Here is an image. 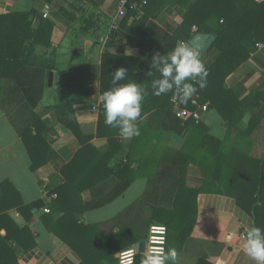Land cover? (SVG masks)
<instances>
[{
	"label": "trees",
	"instance_id": "trees-1",
	"mask_svg": "<svg viewBox=\"0 0 264 264\" xmlns=\"http://www.w3.org/2000/svg\"><path fill=\"white\" fill-rule=\"evenodd\" d=\"M40 1L47 5L52 2ZM65 1L71 10L59 9L53 13L52 18L67 26L71 24L69 28L74 38L80 34L91 38L96 33L111 36L109 20L96 10L93 1ZM142 1L144 3L138 13L134 6ZM126 2L127 12L120 25L126 28L127 42L132 44L154 14V11L150 12V5L154 0ZM86 3H90L89 8L84 7ZM37 14L33 9L29 12L0 15V81L8 80L18 86L33 109L42 99L48 73L56 68L52 61L38 60L43 55L38 49L50 48L49 38L55 25L49 19H42L38 28L33 29ZM130 16L134 19L127 26ZM5 25H8L7 29L4 28ZM193 27L196 28L195 32H192ZM195 33L215 36L208 52L200 54L208 73L207 85L202 90L196 85L198 91L193 96L199 105L206 104L208 110L220 116L226 126L223 138L211 136L202 121L177 119L171 102L175 91L158 97L152 95L151 82L159 78V73L155 70L152 76L147 75L151 71L152 56L156 52L167 54L178 41L187 43ZM164 39L160 46L143 49L139 58L115 55L107 50L103 52L99 79L101 96L112 87L114 71L120 67L126 68L127 77L119 83L136 82L145 86L148 95L142 104L141 118L154 113L155 125L145 127L139 123V118L137 124L140 135L131 138L124 160L116 159L117 164L104 176L87 180L83 187L77 181L68 179L73 187L84 190L111 175L116 176L120 184L105 200L111 201L120 196L134 180L138 171L131 169L133 163L138 165L139 170L144 166L156 167L140 203L137 204L139 217L129 223L115 219L103 225H83L75 215L103 205L81 206L68 197L70 188L67 184L50 191L61 182L58 175H51L48 179L49 192L57 193L56 200L49 205V211L61 212V217L57 220L48 216L49 230L75 250L85 264H118L115 256L145 240L148 229L153 224L166 227L165 249L175 247L179 253L193 231L197 216L196 197L199 194H217L234 199L237 207L251 217L252 223L264 229V151L260 157L251 155L254 146L251 136L264 119V81L243 99L237 98L225 87V79L249 59L257 45L264 46V4H258L254 0H193L183 15L182 23L171 29L170 35ZM212 53H217L214 59L210 58ZM178 101L181 108L189 111L196 109L191 99L182 103L178 96ZM98 112L95 134L83 138L81 142L85 145L75 153L66 170L84 165V161L80 160L88 152L92 155L90 162L107 168L108 162L122 150L118 142V129L111 128L104 122L103 102ZM36 120V113L33 112L29 125L20 133L31 159V169L45 165V156L36 161L32 148L26 142L32 127L35 129L33 141H41L44 151L47 148L42 133L37 130ZM183 133L188 136L181 150L173 152L170 159L166 156L164 160L166 152L160 143L173 134ZM94 137L106 138L109 150L100 155L91 145H86ZM147 149L150 150L149 153ZM188 165L199 168L205 174L199 189L187 187L182 179ZM39 205L40 203L33 204L32 207L37 208ZM0 228L5 230V236H0V264H18L17 258L35 246L33 235L26 225L21 226L9 217L3 223L0 220ZM115 228L117 233L114 234ZM142 259V255H137L135 264H141ZM197 264L209 263L199 260Z\"/></svg>",
	"mask_w": 264,
	"mask_h": 264
},
{
	"label": "crops",
	"instance_id": "crops-1",
	"mask_svg": "<svg viewBox=\"0 0 264 264\" xmlns=\"http://www.w3.org/2000/svg\"><path fill=\"white\" fill-rule=\"evenodd\" d=\"M91 1L96 10L109 20V32L112 33L111 36L96 33L102 38L99 42L93 39L95 34L91 38L85 35L82 38L83 34L74 38L69 28L71 24L67 26L61 21L53 20V13L59 9L71 10L65 0H52L48 5L40 0H0V15L34 9L38 14L34 19L33 29L38 28L42 19H49L55 25L49 38V50L38 49L43 54L38 60L52 61L56 68L49 72L52 73L50 85L48 73L46 88L36 108H31L22 90L13 82L0 81V218L4 217L0 220L3 223L9 217L21 226L26 225L35 242L32 249L17 258L18 264H85L75 250L49 230L48 216L53 220L61 217V212L42 211L44 208L49 210V205L57 198V193L49 192L47 188L51 175H58L61 182L50 191L67 184L70 188L68 197L73 202L81 206L103 205L75 215L77 221L87 226L103 225L115 219L129 223L138 218L140 210L137 204L143 197L148 180L156 171L153 166H144L139 170L138 165L133 163L131 169L138 171L134 180L120 196L111 201L105 200L120 184L116 176L111 175L84 190L75 188L68 182V179H72L83 187L87 180L104 176L117 164L116 159L124 160L131 139L121 136L118 142L122 150L108 162L107 168L90 162L91 152L86 157L82 156L80 161H84V165H76L69 170L66 167L75 153L85 145L81 142L83 138L96 132L102 102L99 79L103 52L107 50L115 55L139 58L143 49L160 46L165 41L164 38L170 35L171 29L182 23L183 15L193 0H154L150 5V12L154 11V14L132 44L127 42L126 28L120 25L122 19L117 18L120 0ZM89 4L86 3L84 7L89 8ZM136 11L140 13V8ZM133 19L130 16L126 25L130 26ZM113 24L116 28L112 30ZM4 28L7 29L8 25ZM195 31L196 28L193 27L192 32ZM216 56L217 53L210 54L211 59ZM263 81L264 46L259 44L249 59L225 79V87L237 98L243 99ZM33 112L37 116V130L42 133L47 148L44 151L41 141H33L35 129L32 127L26 142L32 148L36 161L45 156V165L31 169V159L20 133L29 125ZM200 121L207 126L211 136L224 137L226 126L216 112L208 110ZM139 123L145 127L155 125L154 113L144 116ZM187 136L184 133L173 134L160 143L166 152L164 160L166 156L170 159L173 152L181 150ZM251 138L254 141L251 155L260 157L264 151V119ZM87 144L100 155L109 150L106 138L94 137ZM146 151L150 152L149 149ZM204 178L203 171L192 165H188L182 174L186 186L194 189L202 186ZM37 203H40L39 207H32ZM27 207L28 210H25ZM196 208L193 231L178 253L176 264H197L199 260L209 264H251L242 249L241 237L252 219L237 207L234 199L217 194H199L196 197ZM103 211H108L107 217L98 218L97 214ZM113 233H117V228ZM0 236H5L2 228ZM138 244L139 242L132 246Z\"/></svg>",
	"mask_w": 264,
	"mask_h": 264
},
{
	"label": "clouds",
	"instance_id": "clouds-1",
	"mask_svg": "<svg viewBox=\"0 0 264 264\" xmlns=\"http://www.w3.org/2000/svg\"><path fill=\"white\" fill-rule=\"evenodd\" d=\"M114 51V49L112 50ZM151 71L159 73V78L152 80V95L161 96L175 91L182 103L197 93L198 85L202 90L206 87L207 69L200 58V52L184 41H178L176 46L167 54L156 52L152 56ZM128 70L124 67L116 69L113 73L112 87L102 94L105 124L118 129L119 135L124 139H131L140 135L137 124L141 118L142 104L148 91L141 83L124 81ZM161 235L152 239L164 243L165 228L159 226L155 229ZM242 249L251 264H264V229L249 222L246 231L241 237ZM130 253H125V256ZM178 251L175 247H151L143 256L141 264H176Z\"/></svg>",
	"mask_w": 264,
	"mask_h": 264
},
{
	"label": "built area",
	"instance_id": "built-area-1",
	"mask_svg": "<svg viewBox=\"0 0 264 264\" xmlns=\"http://www.w3.org/2000/svg\"><path fill=\"white\" fill-rule=\"evenodd\" d=\"M258 3H263L264 4V0H256ZM126 0H120L119 4H118V7H117V18L118 19H122L126 12H127V9H126ZM144 2H141L139 5L137 6H134V9L137 10L141 7V5L143 4ZM43 16L45 17L46 16V13L43 14ZM116 28V25L113 24L111 26V29H115ZM178 94L177 93H174V96L173 98L171 99V102L173 104V114L174 116L181 120V121H186L187 119L191 118L195 121H200L202 118H203V115L207 113L208 111V108H207V105H199L197 103V100H196V97L195 96H192L190 99H191V103L193 105L196 106V109L194 111H189L185 108H181L180 105H179V101H178ZM44 213H49V210L47 208H44L42 210ZM159 226H163L165 228V232L163 233L164 237H165V240H164V243L163 244H160L159 241H156V240H153L152 237L153 236H159L161 235L159 232L155 231V229ZM166 234H167V230H166V227L164 225H160V224H153L149 227L148 229V233H147V236L145 238L144 241V251L142 254H140L138 252V246L135 245V246H131L129 248H126L122 251H120L118 254H117V263L118 264H135L136 262V256L137 255H142L144 256V253L150 249L151 247H164L165 248V245H166ZM130 253V255L128 256H125V253Z\"/></svg>",
	"mask_w": 264,
	"mask_h": 264
},
{
	"label": "water",
	"instance_id": "water-1",
	"mask_svg": "<svg viewBox=\"0 0 264 264\" xmlns=\"http://www.w3.org/2000/svg\"><path fill=\"white\" fill-rule=\"evenodd\" d=\"M82 38H84V35H81ZM93 39L96 42H99L102 40V38L98 35L95 34L93 36ZM215 40V36L211 34H206V33H195L187 42L191 47L196 49L197 51L200 52L201 55H204L208 52L210 47L212 46L213 42ZM52 80V73H49L48 76V84H51ZM144 251V241L139 242L138 244V252L142 254ZM117 258V255H116Z\"/></svg>",
	"mask_w": 264,
	"mask_h": 264
},
{
	"label": "rangeland",
	"instance_id": "rangeland-1",
	"mask_svg": "<svg viewBox=\"0 0 264 264\" xmlns=\"http://www.w3.org/2000/svg\"><path fill=\"white\" fill-rule=\"evenodd\" d=\"M130 197H132V194H129ZM108 211H103V212H99L97 214L98 218L100 219H104L105 217H107Z\"/></svg>",
	"mask_w": 264,
	"mask_h": 264
}]
</instances>
